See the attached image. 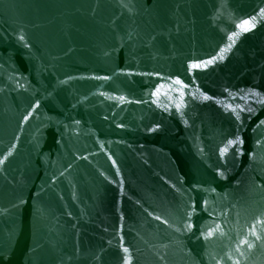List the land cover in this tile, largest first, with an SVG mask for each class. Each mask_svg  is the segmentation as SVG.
Wrapping results in <instances>:
<instances>
[{"label": "water", "instance_id": "1", "mask_svg": "<svg viewBox=\"0 0 264 264\" xmlns=\"http://www.w3.org/2000/svg\"><path fill=\"white\" fill-rule=\"evenodd\" d=\"M0 264H264V0H0Z\"/></svg>", "mask_w": 264, "mask_h": 264}, {"label": "snow or ice", "instance_id": "2", "mask_svg": "<svg viewBox=\"0 0 264 264\" xmlns=\"http://www.w3.org/2000/svg\"><path fill=\"white\" fill-rule=\"evenodd\" d=\"M125 251H127V249H125Z\"/></svg>", "mask_w": 264, "mask_h": 264}]
</instances>
